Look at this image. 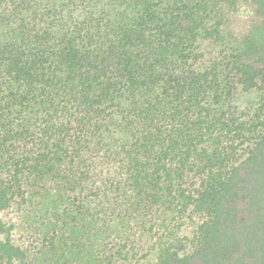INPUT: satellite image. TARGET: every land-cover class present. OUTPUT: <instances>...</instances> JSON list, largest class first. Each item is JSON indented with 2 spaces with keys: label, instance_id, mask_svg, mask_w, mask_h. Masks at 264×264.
Returning <instances> with one entry per match:
<instances>
[{
  "label": "trees",
  "instance_id": "obj_1",
  "mask_svg": "<svg viewBox=\"0 0 264 264\" xmlns=\"http://www.w3.org/2000/svg\"><path fill=\"white\" fill-rule=\"evenodd\" d=\"M0 264H264V0H0Z\"/></svg>",
  "mask_w": 264,
  "mask_h": 264
}]
</instances>
